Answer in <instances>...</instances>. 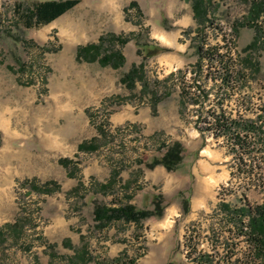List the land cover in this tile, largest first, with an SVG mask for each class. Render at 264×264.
<instances>
[{"label":"rangeland","instance_id":"1","mask_svg":"<svg viewBox=\"0 0 264 264\" xmlns=\"http://www.w3.org/2000/svg\"><path fill=\"white\" fill-rule=\"evenodd\" d=\"M44 1L51 0H0V219L13 215L11 223L23 224L21 238L0 247V264H117V258L118 264H248L244 254L249 245L242 237L235 239L237 221L225 206L250 211L264 204V0H205L207 16L200 22L193 0H107L113 10L105 7V0H81L49 25L26 27L24 14ZM258 4L256 17L252 10ZM103 36L106 49L125 56L123 67L77 61L79 46L98 43ZM118 37L130 41L122 45ZM192 44L216 46L225 60L233 59L241 75L235 90L214 81L224 72L221 65L200 63ZM149 50L158 53L144 60ZM165 55L180 61L173 67ZM142 62L150 95L143 94L140 82L132 89L122 83ZM156 90L153 99L160 105L154 111L151 95ZM172 95L179 125L172 115ZM211 110H224L238 124L254 125L250 132L236 130L249 137L250 154L235 149L232 134L217 136L211 130ZM114 114L133 119L142 114L145 122L114 124ZM162 126L167 130L148 133ZM94 139L96 152L78 151L79 142ZM174 142L182 144L184 161L169 171V186L162 183L148 194L143 191L148 184L138 183L143 171L152 170L146 164L162 156L164 144ZM64 158L72 160L68 168L60 164ZM96 159L104 170L90 175L88 164ZM199 162L206 167L193 176ZM115 170L120 174L112 186L102 187ZM78 180L84 188L74 193ZM128 180L134 192L144 195L134 206L153 210V199L162 197L163 217L133 226L121 220L110 227L113 221L107 230L98 228L94 204L118 205L129 198ZM49 182V194L32 188ZM177 206L179 215L170 220ZM55 214H64L71 230L84 236L72 262L69 248L42 238ZM78 215L77 225L72 219ZM243 218L250 220L249 213ZM159 223L161 231H155ZM123 241L127 250L110 249ZM229 249L236 251L232 259ZM47 251L57 254L49 263ZM81 254L86 262L79 259ZM205 254L211 257L203 258Z\"/></svg>","mask_w":264,"mask_h":264},{"label":"trees","instance_id":"2","mask_svg":"<svg viewBox=\"0 0 264 264\" xmlns=\"http://www.w3.org/2000/svg\"><path fill=\"white\" fill-rule=\"evenodd\" d=\"M81 0H64V1H46L37 3L32 10H29L23 16V21L26 27H39L42 25H47L66 13L67 11L74 8ZM131 5H134L132 3ZM262 4H258L253 7L252 14H255L256 17H259L260 7ZM205 0H193V12L195 14V19L197 22H200V18L207 16V9ZM2 24V20L0 18V26ZM122 45H126L129 43L130 38L123 39L117 38ZM106 39L105 36L101 37L98 43H91L87 45H81L77 48V61L79 62H88L95 63L99 62L102 66H109L114 69H119L125 65V56L122 52H118L116 50H109L105 48ZM256 43L248 46L246 49H252ZM191 48H194L196 54L198 56V61L203 63L207 61L212 65L213 62H218L221 65V69L224 71L223 81L228 86L231 87L232 90H235L238 78H240L239 70L235 68V63H233V59L225 60L224 56L220 54V49L216 46L205 47L204 44L194 46L191 45ZM246 50V51H247ZM158 52L155 50H149L147 55L144 57V60L147 57H153ZM139 55L141 53L139 52ZM181 73V72H180ZM176 74H172L169 79H173ZM235 81V82H234ZM138 82L143 85V94H146L149 89H151L152 85L150 80L147 79L145 74V62L140 63L139 65H134L128 73L122 79V83L132 89ZM235 84V85H234ZM185 86V85H184ZM184 88L182 96H186ZM159 91L156 90L153 95H151V101L153 103V109L156 110L157 102L159 99H153L155 96H158ZM150 95V92L147 93ZM182 97V98H183ZM183 105L185 107L186 103L184 99H182ZM224 101V100H223ZM222 105V104H220ZM209 111V115H211V120L209 121L211 130L219 132L223 135L232 134L230 139H233L234 147L237 151L241 150V152H248L252 149V143L249 141L248 136H242L237 133V129L245 130L246 132H250L254 127L252 123L246 122L245 124H238L235 120L229 118L224 110L221 111ZM99 149V145L97 144V139H94L91 143L84 142L79 146L80 151H97ZM165 152H161L162 150ZM183 146L180 142H174L169 145L164 144L159 152L162 153V156L157 158L155 157L152 162L146 164L148 169H154L156 166H164L168 171L174 172L176 171L184 161L183 156ZM72 163V160L68 158H64L60 160V164L65 168H68ZM143 163V162H142ZM242 171V170H241ZM243 172V171H242ZM120 174V171L115 170L113 173V178L102 187H107L115 182V178ZM72 176V175H71ZM52 182L46 183V186L40 187L36 184L32 185V188L40 193L49 194L52 190H49V185ZM84 188L83 182H79V185L72 191L74 193H79V191ZM153 210H138L132 204L122 203L118 204V206H107L101 203L94 204V220L98 223V228H105L113 221H126V222H135L141 223L144 220L150 217H163L164 214V206H163V198L155 197L153 199ZM184 210L185 213L188 212L189 204L187 201L184 202ZM225 210L231 212L235 215V221H237V231L234 235L237 238L244 237L245 241L251 244V248L246 251L245 259L248 264H255V261L259 264H264V204L256 207L255 209H251L250 211H245L244 209L239 210H231L229 206H225ZM249 213L250 220L247 225H244L242 218ZM247 228V230L245 229ZM231 232V230H230ZM23 233V224L22 220H17L15 223H7L3 227L0 228V247L5 246L9 243L11 239L18 241ZM235 248V247H234ZM236 249V248H235ZM193 252V249H192ZM196 252V250H195ZM236 251L233 249H229L227 251L228 259H232V256L235 255ZM84 254L80 255V260L86 262L84 258ZM51 259L57 257V254L51 253ZM210 258L211 256L208 254L203 255V258ZM69 261H73V259L69 258ZM119 258L115 260L113 263H119ZM211 261H209L210 263ZM75 263L74 261L72 262ZM134 263V262H133ZM198 264H206L205 261L199 262Z\"/></svg>","mask_w":264,"mask_h":264},{"label":"crops","instance_id":"3","mask_svg":"<svg viewBox=\"0 0 264 264\" xmlns=\"http://www.w3.org/2000/svg\"><path fill=\"white\" fill-rule=\"evenodd\" d=\"M51 1H58V0H51ZM62 1H64V0H62ZM44 2H46V1H44ZM80 2L76 6H78L80 4ZM39 3H41V2H39ZM69 11H67V12H69ZM66 13H64L63 15H65ZM63 15H61L60 17H62ZM60 17H58L57 19H59ZM57 19H55L51 23L55 22ZM51 23H49V24H51ZM49 24H47V25H49ZM42 26H46V25H42ZM164 59H165V62L166 63H171L173 65V67H175V64L176 63H179V61H180V60L176 59L175 57H172V56H169V55H165L164 56ZM180 94L181 93L179 91V93H178L179 99H180ZM175 97H176L175 95H172L170 97V98H173L174 99V104L172 105V108H173L172 115L176 118L177 125H179L180 124L179 108L176 106L177 101H175ZM179 102H180V100H178V104H179ZM159 105H160V103L158 104L157 108L159 107ZM83 107H84V110H85L87 106H83ZM146 110H148V109H146ZM114 116H115V114L111 117V121L114 124H119V123H122L123 124V123H125L127 121L136 122V123H144L145 122V118H143V115L142 114H138L136 117H134V119L129 114L125 118L123 116H117L116 118H114ZM160 129H166V126H162L160 128H156L154 130H151L148 133L149 134H152L154 131H158ZM82 143L83 142H79L78 143V151H79V146ZM82 152L83 153H86V152L87 153H90L88 151H82ZM205 167H206L205 164H203L202 162H199L197 164V167L194 168V166H193L192 175L199 177L200 176V173L205 169ZM93 170H95L98 174H100L104 170V168L99 165V162L97 161V159L96 160H90V162L88 164L87 171H88V173L90 175L93 173ZM84 174L85 173L83 171V175ZM171 177H172L171 174L169 173V171L165 167L157 166V167H155L152 170H145V171H143V176L139 179L138 183L146 182L148 184V186H147V188H144L143 191H147L148 194H151V191H153V190L155 191V188L157 186H159L160 184H162V183H163V185L165 187L169 186L171 184V183H169ZM81 181L82 180H78L77 185L72 189V191L79 185V182H81ZM125 184H126V188H127L126 189V192H127L128 195H131V196L129 198H125L124 200H122L121 203L123 205H125V204H132V205H134V204H136V203L139 202V205H140L141 200L142 201L144 200V195L143 194H140V192H142V191H138L137 190V191L134 192V187L131 185L130 180H128L127 182L125 181L124 182V185ZM57 185L60 186V184L58 182H57ZM135 193H139V194L138 195H135ZM139 196H140V198H137ZM108 206H110V205H108ZM112 206H118L117 205V202L114 203V204H112ZM174 210H175V213L172 212V211L170 212V214L172 213L171 214V217L169 218L170 220L173 217L179 215L180 207L177 206ZM4 218L5 217H3L2 219H0L1 220L0 228L3 227L7 223H11L12 222L13 215L9 219H4ZM72 220H73L74 223H77V225L78 224H81V220H80V216L79 215L77 216V218H73ZM119 222H123V221L113 222L110 225V227L112 225L114 226L116 223H119ZM70 223L71 222H69V221H67L65 219L64 214L63 215L62 214H55L49 220V224L46 227H44L42 238H43V240H45L46 244L47 243H52V244L57 243V244H60V245L62 244L65 247L69 248L70 250L68 251V253H72L73 256H70L71 259H72V257H74V255L77 253V251H79V250H77V247L80 246V244H82V246H83V242H85V241L83 240L84 239V236H83V234L81 232L75 233V232H73L71 230V224ZM129 224L133 226L135 223L130 222ZM161 225H162L161 223L157 224L155 226V231H158V230L161 231ZM110 227H107L106 230L109 229ZM133 229H134V227H132V230ZM67 243L69 244V246H66V245H68ZM43 249H45V246H42V248L39 249L41 251V254L36 253V254H39L40 255V262H42L44 260L43 258H41V257H44V256H41L43 254L42 253ZM110 249H112V250L113 249H116L119 252L120 251H123V250H127V243H125L124 241L123 242L116 243V246L115 247H112L111 246ZM34 250H36V248L35 249L34 248L31 249L32 253H33ZM47 255L48 256H46V258H47L46 259V262L49 263V259H51V257L49 256V252H48ZM84 258L86 260L87 259V256L85 255ZM42 264H43V262H42Z\"/></svg>","mask_w":264,"mask_h":264},{"label":"built area","instance_id":"4","mask_svg":"<svg viewBox=\"0 0 264 264\" xmlns=\"http://www.w3.org/2000/svg\"><path fill=\"white\" fill-rule=\"evenodd\" d=\"M224 75V72H223V74H222V76L221 77H219V79L217 78V79H214V81L216 82V83H221V84H224V81H223V76ZM235 82V81H234ZM235 85V84H234ZM235 89H236V87H234ZM232 90V89H231ZM194 91H195V89H194ZM228 91H230V90H227V92ZM197 106H199L200 107V105H197ZM216 134H217V136H225V135H223V134H221V133H219V132H216ZM238 209H240V208H238ZM240 218H242V221H243V223H244V225H247L248 224V222H249V220H246L245 218H243V217H240ZM246 230H247V228H245ZM242 238H244V237H242ZM235 239H238L237 237L235 238ZM247 242V241H246ZM247 244L249 245V248L248 249H250L251 248V244L249 243V242H247ZM234 245V247L237 249V246L235 245V244H233Z\"/></svg>","mask_w":264,"mask_h":264},{"label":"bare ground","instance_id":"5","mask_svg":"<svg viewBox=\"0 0 264 264\" xmlns=\"http://www.w3.org/2000/svg\"><path fill=\"white\" fill-rule=\"evenodd\" d=\"M105 2H106L105 7H107V5H108V7L110 6V9H112V10L116 8L113 4L107 3V0H105Z\"/></svg>","mask_w":264,"mask_h":264}]
</instances>
